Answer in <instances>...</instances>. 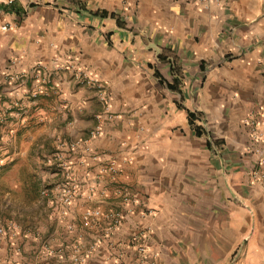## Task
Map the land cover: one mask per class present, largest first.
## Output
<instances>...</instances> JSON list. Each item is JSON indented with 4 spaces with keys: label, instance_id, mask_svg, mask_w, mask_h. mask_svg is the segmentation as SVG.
Masks as SVG:
<instances>
[{
    "label": "crops",
    "instance_id": "obj_1",
    "mask_svg": "<svg viewBox=\"0 0 264 264\" xmlns=\"http://www.w3.org/2000/svg\"><path fill=\"white\" fill-rule=\"evenodd\" d=\"M80 141L0 264H264V0H0L1 206Z\"/></svg>",
    "mask_w": 264,
    "mask_h": 264
},
{
    "label": "rangeland",
    "instance_id": "obj_2",
    "mask_svg": "<svg viewBox=\"0 0 264 264\" xmlns=\"http://www.w3.org/2000/svg\"><path fill=\"white\" fill-rule=\"evenodd\" d=\"M107 98L108 95H107ZM9 113V112H8ZM6 113V114H8ZM8 116V115H7ZM64 148V147H63ZM63 151V150H62ZM61 151V155H64L63 159L67 161L68 152ZM60 159L49 158L46 161L38 162H28L22 161L20 165V170L16 178H20L25 185H30L27 190L24 191H13L9 194L12 195L14 201L13 206L8 208L2 207V200L0 198V223L6 228V235L0 238L12 237L11 234L22 233L24 229L29 228L28 220L36 217L37 213L48 206L49 208L55 209V205L50 201L52 197H45L42 195L43 190H54L59 184L63 182L61 168L59 167ZM31 166V170L29 169ZM31 173L32 175H30ZM0 188H4L1 184ZM10 185H14L13 180H11ZM2 192L0 191V196ZM24 223H21L23 222ZM28 224V225H27Z\"/></svg>",
    "mask_w": 264,
    "mask_h": 264
},
{
    "label": "built area",
    "instance_id": "obj_3",
    "mask_svg": "<svg viewBox=\"0 0 264 264\" xmlns=\"http://www.w3.org/2000/svg\"><path fill=\"white\" fill-rule=\"evenodd\" d=\"M12 3V1H10V4ZM102 101L104 103V105L106 106V108L108 109L110 106V101L109 98H107V95H103L102 97ZM95 135L98 134V132L94 133ZM80 145H85L84 142H75L72 144H67V145H63V147L65 148L66 151H73L75 149L78 148V146ZM84 150L86 152L90 151V148L84 146ZM60 159V164L59 167L61 168V172H62V177H63V182L61 184H59L54 190L49 191V190H43L42 191V195L45 197H52L51 198V202L53 205H55V207L62 213L66 212V208L70 207L79 197H80V187L79 185L76 183L74 176L72 174V168H71V164L68 163V161H66V159L64 158V155H59L57 156V159ZM63 157V158H62ZM105 171L110 172L111 174H116L118 173V167L115 163H111L106 169ZM85 217L90 219V218H100L101 217V213L100 211H88L85 214ZM6 235V228L2 225V223H0V237ZM17 235V233H15L14 231L12 232L11 236L12 238H14ZM143 234L138 235L137 237L134 238L135 241H137L139 238L143 237ZM139 251H144L143 248H138ZM84 259H81L80 257L74 256L73 257V262L76 264H81V262H83Z\"/></svg>",
    "mask_w": 264,
    "mask_h": 264
}]
</instances>
